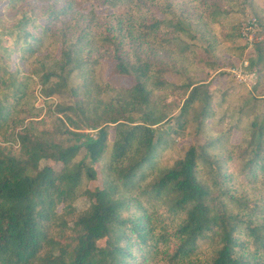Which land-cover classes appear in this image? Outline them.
<instances>
[{"label": "trees", "instance_id": "trees-1", "mask_svg": "<svg viewBox=\"0 0 264 264\" xmlns=\"http://www.w3.org/2000/svg\"><path fill=\"white\" fill-rule=\"evenodd\" d=\"M23 2L0 5L16 11ZM237 3L103 0L127 8L125 24L113 15L116 32L105 35L69 24L49 44L56 56L40 53L48 25L23 10L10 23L0 17V264H264V33L246 56L258 83L241 88L219 119L221 80L193 72L212 66L195 56L196 38L208 54L223 44L234 54L240 34L227 25ZM13 58L27 74L11 69ZM101 60L133 85L101 100L93 76ZM170 73L184 82L167 80ZM37 84L48 109L52 97L70 100L55 106L61 117L34 120ZM190 136L202 143L175 145ZM98 173L102 186L90 190Z\"/></svg>", "mask_w": 264, "mask_h": 264}, {"label": "rangeland", "instance_id": "rangeland-1", "mask_svg": "<svg viewBox=\"0 0 264 264\" xmlns=\"http://www.w3.org/2000/svg\"><path fill=\"white\" fill-rule=\"evenodd\" d=\"M68 0H24V2L17 8L16 11H10L7 10L6 6L4 4L0 5V17H2V20L6 23H10L13 21V19H16L19 15V13L23 10L25 13L31 17L32 20H34V23H38L41 25H48L49 27V33L51 34L47 39H49V42L45 44V46L40 50V53L46 54V53H52L54 56L57 55V50H50L49 44L52 41H55V39H59L60 34L63 30L69 27V24H75L78 25H84V24H90L92 26L91 32L92 34H95V32H98L100 35H105L107 33L115 34L116 29L113 28L112 25H115V21L113 18V15L121 16L122 25L125 24L124 19L127 20L128 13L126 12L127 8L121 4H118L116 7H113V9H109L103 4V0H70L72 3L69 5L67 3ZM140 2L147 0H138ZM65 7L66 12L58 14L55 18L51 16V12L60 8ZM227 9V7H226ZM194 12V9L191 10ZM193 14V13H192ZM124 15V16H123ZM137 16V15H136ZM135 16V17H136ZM48 17V18H47ZM229 24L227 25V32H230L233 30L235 34H240V37L237 38L233 44H230L229 47H233L234 51H229L232 54H226L225 47L226 44L220 45L216 48L214 52L211 54L206 53L204 50L205 44L202 42H198V38H196L194 41L195 43L199 44L200 46L197 47V51L195 56L197 58L202 57L205 61H208L212 64L210 67H206V69H194L193 72L195 75L199 78L205 79V83L209 82L211 79L215 80V84L217 79L221 80V84L217 85L220 88L218 89L219 93H225L224 96V102L221 106H219L214 114V119L217 120L220 117H222L227 110L234 109V99L239 93L241 88H244V90L251 91L252 88L258 83V72L253 68H251L248 64V61L246 60V56L253 53V43L256 40H259L260 38H263V34L258 35V32L264 33V0H247L244 3L241 2V0H238V3L236 4V7L230 10L229 13ZM254 19L256 21L258 31L253 35V40L248 42L242 35H241V24L247 20ZM91 20V21H90ZM90 22V23H88ZM114 22V23H112ZM235 25L236 28L231 29V27ZM215 33L218 37V41L223 39V34L219 30L218 27H214ZM37 32L39 29L36 30ZM193 41V42H194ZM244 46V49L241 50V48ZM123 50H128V46L125 45ZM241 51L240 56H237ZM158 55H162L158 54ZM246 62L247 66L246 69H244L245 72L248 73H254V77L252 79L246 78L245 81L237 79L233 74L232 71H237L240 69V66ZM11 69L17 68L21 73L27 74L28 72V64L24 63L16 58H13L11 61ZM113 65L109 62H105L104 60H101L95 67H94V80L95 82L100 83L101 88L98 91V97L101 100H105L108 98V95L111 92V89H127L130 88L133 85V79L130 77L125 76H119L112 72ZM190 72V71H188ZM187 72V73H188ZM35 79L34 77H32ZM165 78L173 83L176 84H182L184 82V77L182 74L178 76V74H167ZM216 78V79H215ZM40 85L37 84L34 89V102L33 106L36 110H42L38 117L34 118L35 121H45L46 116L48 113H52L54 115H57L58 117H61V114H57L55 111V106L58 104L68 105L70 100L68 98H57L52 97L50 98V102L52 103L50 109L45 107L41 102L44 100L40 93ZM175 103H168V108L171 109L174 107ZM177 109L174 111L171 110L169 112L170 117L176 114L181 107V104L177 105ZM67 116L70 117L71 123L80 124L78 119L75 117L72 113H67ZM63 120L67 126L70 127L71 130L75 131L71 126V124L64 118ZM37 123V122H36ZM74 124V125H75ZM46 128L49 132V124H45ZM28 128L32 130H39L41 127L37 126L33 123L28 124ZM86 132H89L91 135L94 134L95 131L93 130H86ZM46 137V136H45ZM48 141H54L57 142L60 138H49L46 137ZM238 136L232 138V142H237ZM202 143L201 137H194L190 136L185 139L176 138L175 145L177 147L181 145H189L191 143ZM174 154L172 155L171 152L168 154V160H171L174 158ZM44 163H47L51 165L54 169L60 168L59 163H54L50 160L44 161ZM86 186L93 190L95 187H101L102 186V180L101 175L98 173V177L94 181H90L86 184Z\"/></svg>", "mask_w": 264, "mask_h": 264}, {"label": "built area", "instance_id": "built-area-1", "mask_svg": "<svg viewBox=\"0 0 264 264\" xmlns=\"http://www.w3.org/2000/svg\"><path fill=\"white\" fill-rule=\"evenodd\" d=\"M241 35L248 41L253 40V35L258 31V27L256 24V21L254 19L252 20H247L241 24ZM247 63L244 62L241 66L240 69L237 71L233 70L232 74L238 79L245 81L246 78L252 79L254 77V73H248L244 71L246 69Z\"/></svg>", "mask_w": 264, "mask_h": 264}]
</instances>
